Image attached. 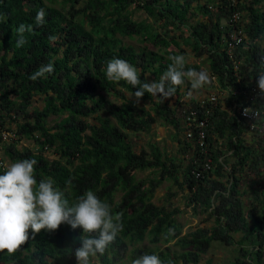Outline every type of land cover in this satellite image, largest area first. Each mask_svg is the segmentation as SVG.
I'll return each instance as SVG.
<instances>
[{
  "label": "trees",
  "instance_id": "obj_1",
  "mask_svg": "<svg viewBox=\"0 0 264 264\" xmlns=\"http://www.w3.org/2000/svg\"><path fill=\"white\" fill-rule=\"evenodd\" d=\"M50 2L0 0V170L6 168L4 159H35L37 180L52 179L70 201L92 190L120 216L122 230L102 254L90 257V264H131L141 253L158 254L162 264H201L214 242L233 247L229 264H264V92L257 97L262 118L255 131L238 109L230 113L226 108L248 104L244 91L264 71V0ZM137 9L148 17L134 18ZM38 11L43 12L39 25ZM197 15L202 20L192 21ZM21 23L26 26L22 34L17 32ZM233 32L238 38H231ZM19 35L24 43L17 47ZM127 36L139 37L144 47L126 43ZM182 42L196 55H207L211 75L227 91L225 102L219 98L207 111L212 103L206 97L186 104L180 115L176 108L158 109L156 96L145 92L138 101L154 102L152 109L166 124L184 131L178 141L183 154H191L173 156L156 143H150V151L138 152L130 134L150 132L155 118L133 102L132 85L105 77L106 61L121 58L136 68L142 82H150L148 74L159 81ZM49 63L50 74L31 78ZM185 68L202 69L199 63H185ZM185 82L174 86L173 94L180 95ZM36 95L42 96V108L31 107ZM191 109L208 118L205 149L186 135ZM52 115L59 119L50 125ZM10 122L16 127L7 126ZM3 131H12L14 138L4 139ZM250 132L253 140L248 142L245 134ZM21 141L30 145L20 146ZM49 151L56 157L48 158ZM148 168L153 177L137 176V170ZM246 170L254 175L249 188L243 186ZM165 180L187 190V205L212 225L182 235L173 212L153 200ZM29 233L14 251L0 250V264H76L81 228L61 224ZM146 239L151 245L144 247Z\"/></svg>",
  "mask_w": 264,
  "mask_h": 264
},
{
  "label": "clouds",
  "instance_id": "obj_2",
  "mask_svg": "<svg viewBox=\"0 0 264 264\" xmlns=\"http://www.w3.org/2000/svg\"><path fill=\"white\" fill-rule=\"evenodd\" d=\"M43 22V12L35 16L37 25ZM30 30L31 25L27 26ZM26 26L21 23L17 32L22 34ZM24 43L19 35L16 46ZM168 65L159 81L142 82L136 68L128 61L113 57L106 61L105 77L114 82L124 81L134 87L133 102H138L145 92L161 99L172 96L175 87L190 80L192 89H199L210 82L207 71L185 68L183 55L170 57ZM53 71L51 63L41 66L31 75L32 79L43 77ZM258 89L264 92V71H259L256 79ZM35 159L23 158L12 161L0 170V250L14 251L31 234L41 229L55 230L61 224L70 228H81L80 244L74 249L76 264H90V257L102 254L106 247L122 230L120 216L110 211V206L94 191L87 190L70 201L63 191L54 186L50 178L36 179ZM94 233V235H93ZM131 264H162L156 253H141Z\"/></svg>",
  "mask_w": 264,
  "mask_h": 264
},
{
  "label": "rangeland",
  "instance_id": "obj_3",
  "mask_svg": "<svg viewBox=\"0 0 264 264\" xmlns=\"http://www.w3.org/2000/svg\"><path fill=\"white\" fill-rule=\"evenodd\" d=\"M46 3H51L50 0H44ZM201 2H207V0H201ZM82 3H78L77 7L81 6ZM199 16V17H198ZM201 15L194 16L192 21H197L198 18ZM148 17L147 13L144 10L137 9L134 12V18L138 20L146 19ZM150 18L149 20H151ZM179 40H182L181 37H179ZM264 42V38L262 39ZM124 41L126 43H131L137 47H144L145 43L140 40L139 37H124ZM150 46H153L150 43ZM159 45H156V48ZM175 45L172 44L168 48L170 50L174 49ZM182 49L178 51V55H183L185 58L186 63L189 64H195L199 63L201 64V68L208 72L210 77V82L204 86H202L199 89H192L190 86V80L186 78L185 84L180 89V95L179 94H173L172 96L166 97L164 99H161L159 96L155 97V100L160 104L158 109L160 108H176L178 109L177 113L181 115V112L186 110L189 103H193L197 100H202L209 95L213 93H217L220 95V100H222V103L225 102V96L227 95V91L221 90V87H219V83L217 82V79L215 76L211 75L210 71V63L207 60V55L204 54L203 56H198L196 53L192 50L191 46L182 42L181 43ZM165 50V49H164ZM150 82L155 81L154 78L151 77L150 74ZM179 101L183 104H179ZM140 105L145 106L147 109L151 110L152 115L155 118L154 126L150 132H136L131 133L130 138L133 143V146L136 151H140L142 148H145L147 151H150V143H156L158 144L166 153H169L173 156H185L189 157L191 152H187L186 154H183L181 149V144L178 141L179 136L183 139L184 138V131L179 133L177 132L176 128L172 124H166L164 119L156 113L154 109H152L153 106H155L154 102H150L149 100H139L138 101ZM32 105L31 107H40L42 108L44 105V101L42 99L41 95H36L32 99ZM187 111V110H186ZM185 111V112H186ZM182 114V115H183ZM58 116L52 115L49 118V124L53 125L57 120ZM183 120V119H182ZM7 126H11L12 128L16 127V123L10 122ZM254 132H250L248 134H245V138L248 140V142L253 140V134ZM178 134V137L176 135ZM3 138L10 141L12 138H14V133L12 131H3ZM21 145H30L28 141H21ZM33 145V144H32ZM47 157L50 159L55 158V154L51 151L46 153ZM0 157H3L2 152H0ZM187 161V160H186ZM11 163L10 160L4 159V166L7 167ZM138 177H153L154 172L152 168H148L146 170H137L136 171ZM245 177H244V188L248 187L249 183L251 182V179L254 178V175L250 173L248 170L245 171ZM249 188V187H248ZM187 193V190H182L179 185H176L172 183L171 180H165L163 183L157 188L156 193L154 195L153 200L160 204V205H166L170 211L173 212L174 217L177 220L178 226L181 230L182 235L187 233L188 231L195 230L198 226H205V225H212V220L206 219V215L204 213H196L191 205H187L185 195ZM250 193L248 192L245 195L246 202H250ZM121 193L117 195V200L120 199ZM142 246H149L151 245V242L149 239H146L143 243H141ZM233 247L226 246L224 244H221L219 242H214L211 249L208 251L207 254H205L201 259V264H206L208 260L211 259L213 264H229L231 260L233 259Z\"/></svg>",
  "mask_w": 264,
  "mask_h": 264
},
{
  "label": "built area",
  "instance_id": "obj_4",
  "mask_svg": "<svg viewBox=\"0 0 264 264\" xmlns=\"http://www.w3.org/2000/svg\"><path fill=\"white\" fill-rule=\"evenodd\" d=\"M237 16V14H236ZM238 33V32H237ZM236 32H233L231 34V38H238V34ZM241 33V31H240ZM229 46H233V43L231 41H229ZM259 89L256 83V80L253 82L250 90L248 91H244L245 93H247L246 96V101L248 102V104H234L233 107L230 106H226L227 110L232 113L234 110L238 109V116L241 118H244L247 123L249 124V130L250 131H255V129L257 128L256 124L257 122L260 121V119L262 118V112L260 111V108L256 105L257 102V97L259 94ZM239 90H235L234 94L239 93ZM211 104V108H207V111H210L213 107V105H218L217 103H219V98L220 95H218L217 93H213L211 95L208 96ZM205 100L202 99L201 101L203 102ZM186 122H187V127L190 126L189 129H187L186 131V135L188 137V139H194L197 144H199V146L202 149L206 148V137H207V128L209 125V121L207 117H203L201 115H198L197 110L195 109H191L188 111L187 116H186ZM206 166H209V162L206 163Z\"/></svg>",
  "mask_w": 264,
  "mask_h": 264
}]
</instances>
